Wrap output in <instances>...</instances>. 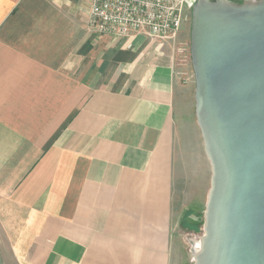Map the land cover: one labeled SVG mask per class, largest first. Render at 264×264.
<instances>
[{"label": "crops", "instance_id": "crops-1", "mask_svg": "<svg viewBox=\"0 0 264 264\" xmlns=\"http://www.w3.org/2000/svg\"><path fill=\"white\" fill-rule=\"evenodd\" d=\"M87 18V0H0L3 262L172 264L188 143L209 167L183 31L112 39Z\"/></svg>", "mask_w": 264, "mask_h": 264}, {"label": "water", "instance_id": "water-1", "mask_svg": "<svg viewBox=\"0 0 264 264\" xmlns=\"http://www.w3.org/2000/svg\"><path fill=\"white\" fill-rule=\"evenodd\" d=\"M190 61L210 167L192 263L264 264V0H192Z\"/></svg>", "mask_w": 264, "mask_h": 264}, {"label": "built area", "instance_id": "built-area-1", "mask_svg": "<svg viewBox=\"0 0 264 264\" xmlns=\"http://www.w3.org/2000/svg\"><path fill=\"white\" fill-rule=\"evenodd\" d=\"M87 29L112 39L140 34L154 41H173L191 10L192 0H87ZM182 51H180L181 53ZM181 60V66L184 64ZM183 85L193 76L177 72Z\"/></svg>", "mask_w": 264, "mask_h": 264}, {"label": "rangeland", "instance_id": "rangeland-1", "mask_svg": "<svg viewBox=\"0 0 264 264\" xmlns=\"http://www.w3.org/2000/svg\"><path fill=\"white\" fill-rule=\"evenodd\" d=\"M241 2V0H232ZM190 21L191 10L187 11V19L182 25V31L185 42L180 48L181 57L184 60L183 66L179 70H183L187 75H192V67L190 61ZM180 32V31H179ZM179 34V33H178ZM178 36V35H177ZM182 63V62H180ZM178 70V71H179ZM186 87L189 88V97L193 95L194 79L190 81ZM187 88V89H188ZM189 111H193V99L188 104ZM186 120V119H185ZM190 129L186 134L185 143L192 142ZM198 148L193 144H187L184 148L185 164L182 165L181 188L174 195L173 211H172V231H173V256L172 264H193L192 251L198 244V237L201 235L202 225L199 221V214L204 212L207 191L209 188L210 171L207 164L205 166L200 163L198 153H202L199 139L196 141ZM195 142V143H196ZM193 145V146H192ZM198 152V153H197ZM196 242V243H195Z\"/></svg>", "mask_w": 264, "mask_h": 264}, {"label": "trees", "instance_id": "trees-1", "mask_svg": "<svg viewBox=\"0 0 264 264\" xmlns=\"http://www.w3.org/2000/svg\"><path fill=\"white\" fill-rule=\"evenodd\" d=\"M202 215H203V214H202V213H200V214H199V216H198V217H199V221H200V224H201V225H202V222H203V221H202Z\"/></svg>", "mask_w": 264, "mask_h": 264}, {"label": "bare ground", "instance_id": "bare-ground-1", "mask_svg": "<svg viewBox=\"0 0 264 264\" xmlns=\"http://www.w3.org/2000/svg\"><path fill=\"white\" fill-rule=\"evenodd\" d=\"M196 243V242H195Z\"/></svg>", "mask_w": 264, "mask_h": 264}]
</instances>
